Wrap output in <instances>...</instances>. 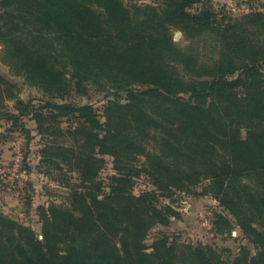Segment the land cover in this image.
Listing matches in <instances>:
<instances>
[{
	"label": "trees",
	"instance_id": "1",
	"mask_svg": "<svg viewBox=\"0 0 264 264\" xmlns=\"http://www.w3.org/2000/svg\"><path fill=\"white\" fill-rule=\"evenodd\" d=\"M162 2L0 0L1 60L48 95L37 110L17 99V113L0 101V119L15 127L32 114L40 131L43 107L55 122L65 116L74 144L45 146L41 163L64 164L80 181L66 205L39 206L42 238L0 212V264H264V9L230 17L209 0ZM0 82L13 85L1 74ZM88 85L116 97L103 121L70 99ZM104 155L115 170L108 192L98 179ZM141 174L157 192H130ZM204 179L202 193L221 206L215 230L238 226L254 253L241 246L229 261L210 245L166 236L147 252L149 230L177 214L158 198Z\"/></svg>",
	"mask_w": 264,
	"mask_h": 264
},
{
	"label": "rangeland",
	"instance_id": "2",
	"mask_svg": "<svg viewBox=\"0 0 264 264\" xmlns=\"http://www.w3.org/2000/svg\"><path fill=\"white\" fill-rule=\"evenodd\" d=\"M121 1L128 6L131 4L159 6L163 3L162 0ZM209 2L212 8L219 12V16L224 14L230 17H238L250 9L264 7L260 0H209ZM195 7L196 4L193 5L192 9ZM171 32L173 39L180 46L186 47L189 44V38L181 30L172 28ZM1 54L2 46L0 45ZM211 56L213 59L217 57L216 53L211 54ZM202 59L208 60L207 57ZM0 74L6 77L10 84H13L11 86L0 82V91L3 94L0 101L3 110L17 113V99L25 103L30 100L34 110L40 106H45L48 95L24 75L15 74L13 69L1 58ZM7 91L13 93L15 97H8ZM76 91H81V93L78 94ZM72 92L70 99L91 104L97 109L101 121L104 120L103 108L107 100L116 99L114 95L104 97V93L98 92L94 85H88L86 92L81 88L73 89ZM118 99L123 101L124 98ZM56 100L63 101V99H54L53 101ZM41 112L43 113L41 117L43 124L40 131L32 114L20 116L15 127H13L11 120L0 119V165L10 164L14 157L19 156L23 170V176L15 189L0 179V212L14 221L31 227L39 238H42L39 206L47 208L51 203L66 205L71 188L80 183L77 173L69 171L64 164L60 165V169H57L51 166L49 168L47 167L48 164L41 163V149L45 146L51 144L71 146L74 144L73 138L68 133V130H73L74 124L70 125L65 116L60 122H55L52 120L53 118H50L51 111L47 107H43ZM103 158L105 163L99 172L98 179L103 183V190L108 192V176L114 174L115 170L112 157L104 155ZM143 161L144 157H139L136 162L141 166ZM206 183H208V179H204L202 184L195 186L191 191L173 190L174 193L170 196L158 198L161 204L170 205L177 214H170L167 224H155L149 230L144 240L147 252L152 251V243L157 238L166 236L168 241H175L179 244L210 245L220 251L223 257L229 261L233 260L241 246H246L250 249L251 254L254 253L252 244L248 242L238 226H232L230 233H218L215 230L214 212H220L221 206L218 199L212 194L202 193ZM155 188L149 176L141 174L134 179L130 192L139 195L144 191H156ZM228 217L233 221L231 216Z\"/></svg>",
	"mask_w": 264,
	"mask_h": 264
},
{
	"label": "built area",
	"instance_id": "3",
	"mask_svg": "<svg viewBox=\"0 0 264 264\" xmlns=\"http://www.w3.org/2000/svg\"><path fill=\"white\" fill-rule=\"evenodd\" d=\"M22 176L23 170L21 168V158L19 156L14 157L10 164L0 165V179L14 189Z\"/></svg>",
	"mask_w": 264,
	"mask_h": 264
},
{
	"label": "crops",
	"instance_id": "4",
	"mask_svg": "<svg viewBox=\"0 0 264 264\" xmlns=\"http://www.w3.org/2000/svg\"><path fill=\"white\" fill-rule=\"evenodd\" d=\"M245 1H248V0H245ZM262 2V4H264V0H260Z\"/></svg>",
	"mask_w": 264,
	"mask_h": 264
}]
</instances>
